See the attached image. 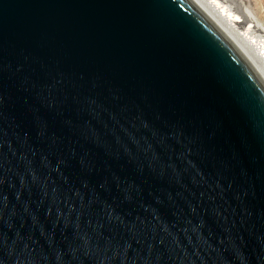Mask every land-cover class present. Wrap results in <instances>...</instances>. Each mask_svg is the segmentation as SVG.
Returning a JSON list of instances; mask_svg holds the SVG:
<instances>
[{"label":"water","instance_id":"1","mask_svg":"<svg viewBox=\"0 0 264 264\" xmlns=\"http://www.w3.org/2000/svg\"><path fill=\"white\" fill-rule=\"evenodd\" d=\"M0 264H264V87L188 0H0Z\"/></svg>","mask_w":264,"mask_h":264},{"label":"bare ground","instance_id":"2","mask_svg":"<svg viewBox=\"0 0 264 264\" xmlns=\"http://www.w3.org/2000/svg\"><path fill=\"white\" fill-rule=\"evenodd\" d=\"M242 58L264 87V5L253 14L239 0H188Z\"/></svg>","mask_w":264,"mask_h":264},{"label":"rangeland","instance_id":"3","mask_svg":"<svg viewBox=\"0 0 264 264\" xmlns=\"http://www.w3.org/2000/svg\"><path fill=\"white\" fill-rule=\"evenodd\" d=\"M239 2L244 4L245 7L249 9V11H251L253 14H257L260 7L264 5V0H239Z\"/></svg>","mask_w":264,"mask_h":264}]
</instances>
